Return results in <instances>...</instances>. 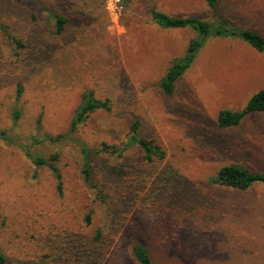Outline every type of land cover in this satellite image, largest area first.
Instances as JSON below:
<instances>
[{"label": "rangeland", "instance_id": "obj_1", "mask_svg": "<svg viewBox=\"0 0 264 264\" xmlns=\"http://www.w3.org/2000/svg\"><path fill=\"white\" fill-rule=\"evenodd\" d=\"M152 8L212 16L205 0H0V130L18 136L0 139V264H139L134 243L154 264H264V184L212 181L232 163L264 171V112L218 122L264 87V53L212 38L166 94L159 82L196 32L157 25ZM220 8L264 34V0H220ZM50 12L66 18L63 32ZM87 90L111 99V110L92 111L74 139L47 140L68 132ZM134 120L162 154L92 151L93 187L79 141L122 146ZM28 149L58 154L60 182Z\"/></svg>", "mask_w": 264, "mask_h": 264}, {"label": "trees", "instance_id": "obj_2", "mask_svg": "<svg viewBox=\"0 0 264 264\" xmlns=\"http://www.w3.org/2000/svg\"><path fill=\"white\" fill-rule=\"evenodd\" d=\"M205 2L212 13L210 18H201L192 14L173 15L156 8L151 9V20L157 25L163 28L189 27L196 32L195 37L189 41L184 54L172 60L168 71L159 82V87L166 94H171L174 91L176 81L192 65L201 48L212 38L236 37L243 40L257 51L264 53V34L253 28L241 26L233 19L223 14L220 8V0H205ZM50 14V16L54 19L53 25L55 33L59 34L63 32L65 29L66 18L57 12H50ZM2 27L5 32L8 33L6 27ZM15 40L18 45L23 46V42H21L20 39ZM20 90L21 87L19 91ZM111 108V99L98 98L94 95L92 90L84 91L82 100L76 107L74 115L71 119L68 132L56 135H46L45 137L51 142L63 141L68 138L74 139L72 137V133L77 130L81 123H84L87 120L92 111L98 109L109 111ZM254 112H264V87L255 92L248 99L246 105L242 109L221 110L218 115V122L224 127L238 125L246 115ZM20 115L21 110L19 108H15L13 110V118L17 120ZM0 139H3L8 143L18 142V136L9 133L6 130H0ZM37 139V137L33 138L34 141ZM79 145L85 155V163L83 167L85 180L93 187H95V185L90 182V171L87 167L88 157L92 151H104L109 152L110 154L120 155L123 151L133 146H138L143 150L144 157L147 160H152L154 155L162 154L161 148L158 144H155L152 140L141 137L139 133L138 120H134L131 123L130 136L122 146H111L104 143L101 148H90L83 141H79ZM26 154L36 166H49L60 182L61 172L56 164V161L58 160L57 153H53L49 157H44L28 149ZM212 181L219 185L230 186L240 190H247L255 183L264 184V171L251 170L242 164L232 163L220 167L215 177L212 178ZM60 185L61 183H59V186ZM131 251L139 264H154L150 252L142 244L134 243L131 247ZM5 259L4 254L0 252V263H3Z\"/></svg>", "mask_w": 264, "mask_h": 264}]
</instances>
